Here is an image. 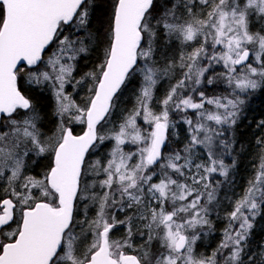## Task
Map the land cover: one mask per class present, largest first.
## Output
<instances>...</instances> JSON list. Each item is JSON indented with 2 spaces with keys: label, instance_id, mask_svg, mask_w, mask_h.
<instances>
[{
  "label": "snow or ice",
  "instance_id": "6c2138e0",
  "mask_svg": "<svg viewBox=\"0 0 264 264\" xmlns=\"http://www.w3.org/2000/svg\"><path fill=\"white\" fill-rule=\"evenodd\" d=\"M26 89L50 92L52 112ZM257 89L264 0H0V264H264V243H250L264 218V132L242 193L233 156ZM224 201L222 239L198 252Z\"/></svg>",
  "mask_w": 264,
  "mask_h": 264
},
{
  "label": "trees",
  "instance_id": "16d2710c",
  "mask_svg": "<svg viewBox=\"0 0 264 264\" xmlns=\"http://www.w3.org/2000/svg\"><path fill=\"white\" fill-rule=\"evenodd\" d=\"M101 2H103V0H101ZM253 20L255 21V18H253ZM259 28H260V24L255 23L253 28H252V31L255 32ZM191 50L192 49H190V48L188 49V51H191ZM94 61H95L94 55H93L92 60H90V61L89 60H81L79 71L76 73L77 78H79V76L82 75L84 72H87L92 67V64L94 63ZM85 64H87L88 66L84 67ZM215 70L217 73L222 72L221 68H219L218 66L216 67ZM208 75L211 76V75H213V73L210 72V73H208ZM177 78H179V77H177ZM22 83H25V82H22ZM172 83H175V80H173ZM134 87H138V84L130 85L129 89L134 88ZM168 87H169L168 81L164 80L159 85V92L157 93V95L159 97L163 96L166 93ZM223 90H224L223 84L219 85L216 88H212L210 86L207 88V91H211V92H207V93L208 94H213V92L219 93V92H222ZM26 91H27V94H29L33 97L34 101L39 100L41 103L47 104L48 107H47L46 111L49 114L52 112L53 107L51 104V93L50 92H45V96H47L48 99H44L43 97L38 95L39 89H36L34 91L26 89ZM130 96H131L130 90L126 91L125 97H130ZM122 107H127L128 109H131L132 108L131 100H129V102L126 105H122ZM243 115L246 118H244L241 121V123L239 124V126L236 129V139H237L238 143L235 145L236 152L233 153V156H237V153H240L237 156V159L239 160V166H238L236 173H234L235 179L237 182L235 191L238 193L243 192V190L246 186L247 180L253 175L252 169H253L254 163H255L253 160V157H255L257 155V153L259 152V149H257L255 146V139L257 136H259L261 134V132H264V129H260L259 131H257L256 130V124L260 120H264V89H257V90H255V92L250 93L249 96L246 97V104L244 107ZM119 118H120V114H119V112H117V115L113 119L117 122L119 120ZM52 126L53 125H49V127H52ZM79 133H80V128L77 127L76 128V134H79ZM241 145L245 146V150L242 153L240 152ZM106 148H107V144L105 143L104 147L101 148V153H106L107 152ZM227 162L230 163L231 160L229 159ZM44 163H46V161H41V165H38L35 169V172H33L32 174L40 172L41 166ZM220 179H223V178L220 177ZM226 193L231 195V190L229 189L227 184L224 185L223 190L219 193L221 199H223V197L225 196ZM230 210H231V207L228 205V202L224 201V207L220 211L221 219H217L216 213L213 212L211 218L214 221L215 232L212 235H210L209 237H206L202 241L199 242L201 244V247L198 249V252L210 253L219 244L220 240L222 239L221 231L227 226V221L224 220L223 217H224L226 211H230ZM263 220H264V218L262 219L261 216H257V217H255L254 222H253L254 227L251 230V236H250L251 246H252V248L254 247L253 251L258 250L257 249L258 246L260 247V245L262 243H264V233H263L264 232V221ZM259 225L260 226L262 225V226L260 227ZM257 226H258V228H257ZM255 230H256V232H255ZM257 231H260V232H257ZM249 254H251V253H249Z\"/></svg>",
  "mask_w": 264,
  "mask_h": 264
},
{
  "label": "rangeland",
  "instance_id": "374dc122",
  "mask_svg": "<svg viewBox=\"0 0 264 264\" xmlns=\"http://www.w3.org/2000/svg\"><path fill=\"white\" fill-rule=\"evenodd\" d=\"M197 45H193L192 47H196ZM191 49V48H190ZM252 63H253V66H256V62H255V60L254 59H252V61H251ZM219 68H221V71H223V68L221 67V66H218ZM210 73V72H209ZM210 87V86H209ZM69 91H71V88H69L68 89ZM207 92H211V91H207ZM213 94H214V92H213ZM213 94H208V95H213ZM163 96H161V98H162ZM158 110V109H157ZM191 114V113H190ZM173 119H176V120H179L180 119V117L179 116H174L173 117ZM119 120H120V118H119ZM119 120L117 121V122H119ZM138 123L141 125V127H146V125H144L143 124V121L142 120H140V121H138ZM107 127H111V124H109V125H106V128ZM184 125H181L180 126V142H179V144L178 143H176V141L174 140V139H172L171 141H170V143L172 144V146L173 147H180V146H182V144H183V141H184V139H185V132H184ZM106 128L105 129H101V131L103 132V131H105L106 130ZM182 140V141H181ZM173 142V143H172ZM106 144H107V148H106V151H109L110 150V148L112 147V144L111 143H109V142H105ZM136 148H137V145H132V144H128V145H126L125 146V151L126 152H128V151H135L136 150ZM95 157H90V159H94ZM135 161H133V163H134ZM95 215V211L93 210L92 212H90L89 213V218H91V217H93ZM121 219H123V217L121 216L120 217ZM123 231H124V229L123 228H120L118 231H116V232H114L113 233V239H119L120 238V236H121V234L123 233ZM140 243H142V241H140V240H136L135 241V244L136 245H139Z\"/></svg>",
  "mask_w": 264,
  "mask_h": 264
},
{
  "label": "bare ground",
  "instance_id": "6f19581e",
  "mask_svg": "<svg viewBox=\"0 0 264 264\" xmlns=\"http://www.w3.org/2000/svg\"><path fill=\"white\" fill-rule=\"evenodd\" d=\"M181 130V129H180ZM181 137V136H180ZM182 141V140H181ZM262 218V217H261ZM263 219V218H262ZM264 221V220H263ZM262 223V222H261ZM263 224V223H262ZM260 226V225H259ZM262 226V225H261ZM260 226V227H261ZM257 228H258V226H257ZM263 229V228H262ZM260 230V229H259ZM222 232V231H221ZM255 232H256V230H255ZM257 232H260V231H257ZM264 233V232H263ZM220 235V234H219ZM255 240V239H254ZM261 240V239H260ZM262 242V241H261ZM254 244V243H253ZM257 244V243H256ZM255 245V244H254ZM254 248V247H253ZM257 249H259V246H258V248Z\"/></svg>",
  "mask_w": 264,
  "mask_h": 264
}]
</instances>
